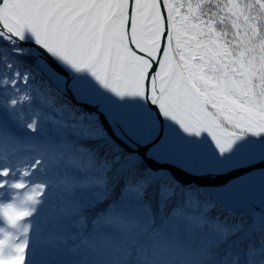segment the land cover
Segmentation results:
<instances>
[{
    "label": "snow or ice",
    "instance_id": "obj_1",
    "mask_svg": "<svg viewBox=\"0 0 264 264\" xmlns=\"http://www.w3.org/2000/svg\"><path fill=\"white\" fill-rule=\"evenodd\" d=\"M225 20L239 53L217 27ZM262 23L264 0H0V39L30 32L117 96L141 97L185 131L207 132L221 154L239 133L264 134ZM8 176L0 170V187ZM29 215L5 212L12 224ZM26 247L0 264H25Z\"/></svg>",
    "mask_w": 264,
    "mask_h": 264
},
{
    "label": "trees",
    "instance_id": "obj_2",
    "mask_svg": "<svg viewBox=\"0 0 264 264\" xmlns=\"http://www.w3.org/2000/svg\"><path fill=\"white\" fill-rule=\"evenodd\" d=\"M217 27L228 38L234 34L227 20ZM35 61V55L12 42L0 45V162L11 161L12 168L21 170L24 179L17 183L27 186L28 196H44L38 204L54 212L50 222L67 225L74 235L89 227L101 250L121 258L155 224L147 191L152 173L139 155L110 142L96 113L56 92ZM124 164L129 168L121 174ZM154 188L157 225L148 255L162 243L161 250L170 257L167 264H205L211 251L230 241L248 221L199 186L181 188L166 178ZM36 197L31 200L37 202ZM242 251L250 264L256 259L264 264V230L254 233ZM236 260L231 256L225 264Z\"/></svg>",
    "mask_w": 264,
    "mask_h": 264
},
{
    "label": "bare ground",
    "instance_id": "obj_3",
    "mask_svg": "<svg viewBox=\"0 0 264 264\" xmlns=\"http://www.w3.org/2000/svg\"><path fill=\"white\" fill-rule=\"evenodd\" d=\"M24 38L36 41L30 32H25ZM41 44L45 46L54 59L61 63L62 68L71 75V90L75 96L85 102L97 103L98 96L104 92L103 89L99 90V93L96 92L99 81L91 73L83 76L85 74L83 70L77 71L62 55L60 50L42 42ZM104 93L101 97L103 106L108 103L112 106L123 104L122 112L124 116L122 117L119 114L114 116L113 120L123 128L121 131L125 134V138L129 141L130 139L134 140L135 144H140L145 153L150 155L152 161L159 166L176 168L179 175L196 177L204 184H209L216 188L232 183L239 184L244 198L241 203L236 204H241V206L248 207L250 210L253 209V211L258 212L260 210L264 215V142H257L252 139L244 142L234 138L231 146L221 154L207 132L204 131L205 135L203 136V134L197 135L195 132L184 130L185 132L180 131V133L172 137V134L167 129H154L149 124L144 125L145 123L140 118H137L138 115H134L135 111L132 109L131 102L125 103L127 101L124 99L123 103L118 99L120 96L113 97V92L108 88ZM112 97L115 100H112ZM137 111L138 114L146 119L143 116L147 114L145 105L138 106ZM164 119H166L165 116ZM155 126H157V123ZM179 135L183 138L185 136V140L189 137V141L197 149V155L187 149L182 140L179 141ZM205 136H207L208 141H206ZM208 144L210 145V152H208ZM249 162V165H245ZM224 195L230 196V198L234 197L230 193H224Z\"/></svg>",
    "mask_w": 264,
    "mask_h": 264
},
{
    "label": "water",
    "instance_id": "obj_4",
    "mask_svg": "<svg viewBox=\"0 0 264 264\" xmlns=\"http://www.w3.org/2000/svg\"><path fill=\"white\" fill-rule=\"evenodd\" d=\"M2 41H8L7 39H1ZM1 43V42H0ZM11 43V42H10ZM16 47L18 48H24L28 50L32 55H35V62L34 66L37 68L38 71L42 74V77L45 81L49 82L51 86L56 90V92L62 94L66 99H68L71 103H74L79 108H83L84 110L88 111L89 113H96L98 115V124H100L107 132V135H109L110 142L113 145H117L120 150L133 154L135 156H140L142 160L144 161L147 168L150 170H158V169H164L167 171L168 175L173 179L181 188H184L185 186H199V188L207 195L215 199L217 203H219L222 207L226 208L227 210H230L234 212V210H243L244 212H250L253 211L250 210L248 207L241 206V204L237 205L236 203H241L243 201V195L242 190L239 186V184H228L227 186H223L220 188H216L212 185L204 184L201 180H199L196 177H187V176H181L177 173L176 168L166 167V166H159L156 164V162L152 161L150 158V155H147L144 151V149L140 146V144L136 143L134 140H127L125 138V134L123 131H121L123 128L116 123L115 120H113L114 116H118L119 114L124 116L122 109L123 104H116L110 105L108 104H102L101 97L107 88H105L100 82L99 86L96 90V92H100L99 90L103 89V93L98 96L97 103L95 102H85L82 99H78L74 92L71 90V75L67 72V70H64L62 68L61 63L57 61V59H54L53 56L49 53V51L45 48L44 45L41 43H38L35 40H29L25 39L24 41L15 40L12 42ZM82 73V72H81ZM83 76L90 75L87 70H83ZM92 87L94 89V85L92 84ZM95 92V93H96ZM113 97H116L117 95L113 92ZM112 97V100L114 99ZM118 99H120L122 102L124 99H126L127 102L125 103H132V109L134 112V115H138L137 118H140L145 124L144 125H150L154 129H162V130H168L172 134V137L180 133V131H184V129L177 123L176 121H172V119L166 117L164 119V116L160 113L157 107L153 106L148 100L143 99L138 96H120ZM115 100V99H114ZM135 101V102H133ZM107 103V102H106ZM124 103V102H123ZM145 105V108H147V114H144L143 116L146 118L144 119L142 115L138 114L137 108L140 105ZM115 119H117L115 117ZM125 119V117H124ZM140 120V121H141ZM157 123V126L154 127V125ZM167 124V125H166ZM120 130V131H119ZM205 135V132H200V135ZM179 141L182 140L186 146L187 149L193 151L195 155H197L194 144L189 141V137L184 138L179 135ZM239 140H242L244 142L251 141L249 137L242 134H238L236 137ZM206 141H208L207 136H205ZM210 145L208 144V152H210ZM192 153V152H191ZM249 163L245 165H249ZM224 193H230L234 197H227L224 195ZM256 210V208H254ZM258 212H261L258 210ZM235 213V212H234ZM262 213V212H261Z\"/></svg>",
    "mask_w": 264,
    "mask_h": 264
},
{
    "label": "rangeland",
    "instance_id": "obj_5",
    "mask_svg": "<svg viewBox=\"0 0 264 264\" xmlns=\"http://www.w3.org/2000/svg\"><path fill=\"white\" fill-rule=\"evenodd\" d=\"M260 36H261V38H264V23H262L260 25ZM225 40L228 42L229 46L233 49V51L235 53H239L242 51L243 46H242L241 40L235 34H233L232 37H230V38L225 36ZM239 134H242V135L246 136L247 138L249 137L250 139L257 141V142L258 141L264 142V134L254 135L252 133H247V132L239 133ZM127 168H129V167L127 166ZM148 192H150V191L148 190ZM221 256H223V255H221ZM223 259H224V257H223Z\"/></svg>",
    "mask_w": 264,
    "mask_h": 264
},
{
    "label": "clouds",
    "instance_id": "obj_6",
    "mask_svg": "<svg viewBox=\"0 0 264 264\" xmlns=\"http://www.w3.org/2000/svg\"><path fill=\"white\" fill-rule=\"evenodd\" d=\"M162 248H164V246L162 243H160V247L147 257L145 264H167L170 257H167L164 254V252L161 250Z\"/></svg>",
    "mask_w": 264,
    "mask_h": 264
}]
</instances>
